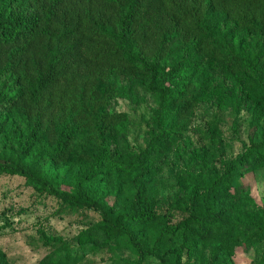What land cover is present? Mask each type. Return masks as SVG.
Masks as SVG:
<instances>
[{"label": "trees", "instance_id": "16d2710c", "mask_svg": "<svg viewBox=\"0 0 264 264\" xmlns=\"http://www.w3.org/2000/svg\"><path fill=\"white\" fill-rule=\"evenodd\" d=\"M138 86L157 107L147 143L134 149L130 119L107 108L114 97L137 103ZM213 95L223 110L251 111L249 145L221 173L203 161L181 170L162 212L145 177ZM263 115L264 0H0V175L56 197L60 211H97L83 232L91 251L122 245L132 264H188L182 253L209 238L233 251L264 240V207L233 187L242 168L264 165ZM52 164H63L62 176ZM177 209L184 216L171 224ZM159 222L149 244L139 231ZM43 246L37 264L77 263L67 242ZM0 264H14L1 247Z\"/></svg>", "mask_w": 264, "mask_h": 264}, {"label": "rangeland", "instance_id": "374dc122", "mask_svg": "<svg viewBox=\"0 0 264 264\" xmlns=\"http://www.w3.org/2000/svg\"><path fill=\"white\" fill-rule=\"evenodd\" d=\"M139 101L114 97L108 102V113L117 112L130 119L126 140L129 147L142 148L148 141L152 115L157 107L156 98L144 87L138 86ZM252 108L250 103H246ZM252 113L246 107L236 109L221 108V101L213 95L210 100L194 108L189 126L181 133L178 145L164 153L162 167L158 172L147 173L146 179L158 185L162 212H168L169 198L178 188L177 177L186 167H199L200 162L212 173H221L225 163L239 157L248 147L251 132ZM232 122L239 125V132L233 133ZM258 129L264 130V115ZM256 140L260 135L253 133ZM256 135V136H255ZM201 153L204 158L201 159ZM54 175L62 176L63 164H52ZM242 175L233 181V187L248 190L258 206L264 207V165L253 170L243 169ZM59 190L69 187L58 185ZM110 204H118L108 198ZM173 212L171 224L182 219L184 212ZM101 215L92 209L76 212L60 211V204L52 195H38L32 186L26 185L19 176L0 175V247L7 259L14 264H37L46 254L43 246L46 238L67 242L71 257L77 256L76 264H132L136 254L117 245L106 250L91 251V240L83 233L96 224ZM161 223L149 225L139 232L149 244L161 229ZM180 242V241H179ZM177 242V244H179ZM181 243V242H180ZM64 253V252H62ZM264 258V240L247 249L238 247L234 251L222 249L213 238L201 241L193 251L182 253L181 263L188 264H262ZM143 264H162L155 258L143 261Z\"/></svg>", "mask_w": 264, "mask_h": 264}]
</instances>
